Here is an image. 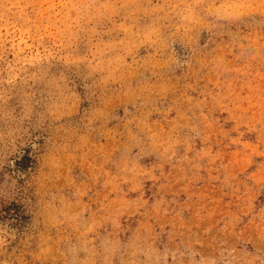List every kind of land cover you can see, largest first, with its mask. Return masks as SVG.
Returning a JSON list of instances; mask_svg holds the SVG:
<instances>
[{
	"label": "clouds",
	"instance_id": "1",
	"mask_svg": "<svg viewBox=\"0 0 264 264\" xmlns=\"http://www.w3.org/2000/svg\"><path fill=\"white\" fill-rule=\"evenodd\" d=\"M0 264H264V0H0Z\"/></svg>",
	"mask_w": 264,
	"mask_h": 264
}]
</instances>
